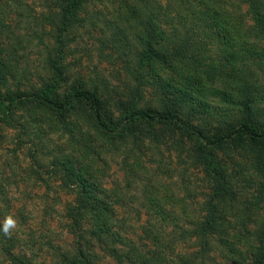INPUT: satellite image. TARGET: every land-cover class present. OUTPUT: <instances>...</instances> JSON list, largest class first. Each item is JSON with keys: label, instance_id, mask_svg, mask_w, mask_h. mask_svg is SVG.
Masks as SVG:
<instances>
[{"label": "rangeland", "instance_id": "rangeland-1", "mask_svg": "<svg viewBox=\"0 0 264 264\" xmlns=\"http://www.w3.org/2000/svg\"><path fill=\"white\" fill-rule=\"evenodd\" d=\"M71 3L0 0V94H35L51 87L53 96L63 99L83 86L99 93L107 121L124 122L125 111L135 106L131 69L141 62L137 56L145 37L138 38V26L131 28L135 18L130 11L124 8L118 14L123 6L119 1L89 0L79 9L70 8ZM164 27L168 29V23ZM217 33L220 37L210 34L203 57L217 56L226 34ZM198 39L201 47L206 38ZM210 59L207 62H214ZM58 64L62 79H56ZM153 64L158 69L166 66L156 59ZM221 82L224 79L217 77L215 83L222 86ZM205 86L212 89L208 82ZM198 94L202 107L195 127L207 132L222 129L219 123L228 117L218 116L237 110L233 97ZM158 106L149 89L137 101L141 108ZM195 149L187 136L157 125L132 126L129 132L107 138L95 126L87 104H76L66 115L34 102L0 104V222L7 216L17 221L11 232L15 255H25V264H62L59 250L75 249L69 210L79 195L78 168L92 183L117 191L114 205L121 214L144 210L150 197L157 199L155 206L180 212L185 200L197 219L209 194L223 187L237 191L233 201L221 198L220 191L216 205L232 223L230 245L237 244L240 256L222 242L223 234L214 236L205 249L210 264H244L241 255L249 263L264 231V163L259 161L264 149L229 144L200 157ZM188 222L179 219L180 225ZM199 242H176L172 255L200 250L204 243ZM98 253L102 254L99 249ZM4 264L13 263L6 259ZM101 264L115 263L105 258Z\"/></svg>", "mask_w": 264, "mask_h": 264}, {"label": "trees", "instance_id": "trees-1", "mask_svg": "<svg viewBox=\"0 0 264 264\" xmlns=\"http://www.w3.org/2000/svg\"><path fill=\"white\" fill-rule=\"evenodd\" d=\"M69 1L72 2L70 8L79 9L89 0ZM110 1L123 4L118 8H122L118 14H123L124 8L130 11L135 18L131 28L138 26V38L140 35L145 37L144 48L137 56L141 62L131 69L135 106L125 111L126 121L119 124L107 121L99 93L83 86L75 88L63 99L55 98L51 87L35 94L18 93L8 97L0 94V104L12 106L34 102L61 115L71 112L78 103L87 104L95 126L107 138L129 132L132 126L168 127L174 133L187 136L198 157L229 144L250 143L264 149V0ZM167 23L168 29H165ZM170 26L173 28L169 29ZM217 32L226 33L217 56L203 57L204 49L209 50L206 43L210 34L214 38L220 37ZM200 35L206 38L201 47L198 44ZM59 53H63L61 48ZM154 59L156 62L161 60L166 66L158 69L152 65ZM207 59L214 62H207ZM55 70L56 79L64 78L59 64ZM217 77L224 79L222 86L215 83ZM206 82L212 89L205 86ZM198 87L204 90L199 91ZM148 89L159 106L137 107V101L145 98ZM198 92L235 100L236 111L218 116L228 117L224 123H219L222 129L207 132V129L195 127L196 114L202 107ZM259 156V161L264 163V152L260 151ZM209 165L206 167L208 174L211 171ZM76 171L79 195L69 210V218L77 242L71 251L59 250L62 264H101L105 258L115 264H210L205 247L210 246L211 239L217 234L225 235L220 236L222 242L231 247L234 256L240 254L237 244L230 245L232 223L216 205L220 191L221 198L230 201L237 199V191L223 187L214 195L209 194L210 199L205 201L197 219L190 213V204L185 200L180 212L159 204L155 206L153 203L157 199L150 197H147L149 205L144 210L132 211L135 213L132 218L131 211L121 214L116 209L118 193L115 189L102 188L84 177L78 168ZM183 218H188L187 225L179 224V219ZM2 226L0 222V264L6 263V259L13 264H25L22 259L25 255H15V238L5 236ZM193 240L204 243V247L190 254L172 255L176 242ZM258 242L249 263L241 255L244 264H264V231L259 234Z\"/></svg>", "mask_w": 264, "mask_h": 264}, {"label": "clouds", "instance_id": "clouds-1", "mask_svg": "<svg viewBox=\"0 0 264 264\" xmlns=\"http://www.w3.org/2000/svg\"><path fill=\"white\" fill-rule=\"evenodd\" d=\"M17 227V221L12 216H7L3 222L2 232L5 236H11L13 229Z\"/></svg>", "mask_w": 264, "mask_h": 264}]
</instances>
